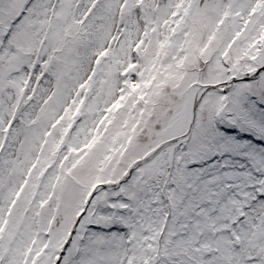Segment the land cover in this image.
Returning a JSON list of instances; mask_svg holds the SVG:
<instances>
[{
	"label": "snow or ice",
	"instance_id": "1",
	"mask_svg": "<svg viewBox=\"0 0 264 264\" xmlns=\"http://www.w3.org/2000/svg\"><path fill=\"white\" fill-rule=\"evenodd\" d=\"M0 264H264V0H0Z\"/></svg>",
	"mask_w": 264,
	"mask_h": 264
}]
</instances>
